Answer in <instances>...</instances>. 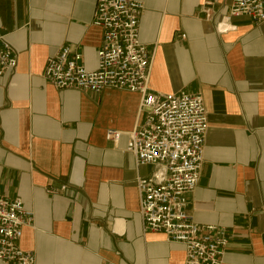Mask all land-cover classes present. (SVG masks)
Segmentation results:
<instances>
[{"label": "crops", "instance_id": "0c3cea01", "mask_svg": "<svg viewBox=\"0 0 264 264\" xmlns=\"http://www.w3.org/2000/svg\"><path fill=\"white\" fill-rule=\"evenodd\" d=\"M136 1L150 91L200 93L207 112L186 211L224 230L223 264H264V24L238 18L219 30L231 0ZM96 2L0 0V30L17 55L15 74L0 77V196L32 212L18 245L36 264H183V246L144 232L138 214L135 178L153 172L125 152L139 95L57 90L43 79L63 47L96 68Z\"/></svg>", "mask_w": 264, "mask_h": 264}, {"label": "built area", "instance_id": "2783aa9c", "mask_svg": "<svg viewBox=\"0 0 264 264\" xmlns=\"http://www.w3.org/2000/svg\"><path fill=\"white\" fill-rule=\"evenodd\" d=\"M143 9L136 0H97L91 22L102 35L96 68L86 70L81 54L63 47L46 60L43 79L57 90L96 94L111 89L139 95L141 120L127 134L125 152L137 169H153L134 181L143 231L183 246V264H223L228 244L224 230L199 226L186 211L187 198L201 177L209 128L203 98L200 93L150 91V56L139 39ZM204 14L211 19L210 9ZM238 18L264 24V0H231L218 29L226 32L227 22ZM16 67L17 55L0 30V77L13 76ZM119 137L118 131L105 132L107 141L116 143ZM32 225L33 214L20 199L0 196L1 264H36L35 254L18 245L22 229Z\"/></svg>", "mask_w": 264, "mask_h": 264}]
</instances>
